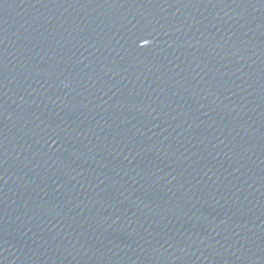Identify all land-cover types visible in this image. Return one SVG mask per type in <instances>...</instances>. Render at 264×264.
Listing matches in <instances>:
<instances>
[{"label":"water","instance_id":"obj_1","mask_svg":"<svg viewBox=\"0 0 264 264\" xmlns=\"http://www.w3.org/2000/svg\"><path fill=\"white\" fill-rule=\"evenodd\" d=\"M0 264H264V0H0Z\"/></svg>","mask_w":264,"mask_h":264}]
</instances>
